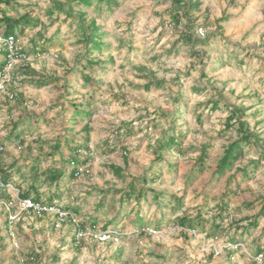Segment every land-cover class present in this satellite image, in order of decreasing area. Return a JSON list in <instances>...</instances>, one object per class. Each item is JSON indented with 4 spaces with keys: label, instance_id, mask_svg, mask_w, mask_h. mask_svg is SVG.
Segmentation results:
<instances>
[{
    "label": "rangeland",
    "instance_id": "1",
    "mask_svg": "<svg viewBox=\"0 0 264 264\" xmlns=\"http://www.w3.org/2000/svg\"><path fill=\"white\" fill-rule=\"evenodd\" d=\"M67 1L15 0L13 6H0V17L6 11L39 19L20 34L19 49L31 52L39 32L49 48L46 54L13 59L0 82V161L22 173L37 158L42 171L58 167L59 157L47 155L50 144L44 154L38 140L53 144L68 133L77 143L89 120V171L65 177L62 191L55 184L40 189L45 201L54 197L76 208L72 213L88 225L76 244L71 221L56 227L51 213L18 214L20 191L10 187L13 200L0 199V264H23L32 251L39 254L37 264H264L255 258L258 246L264 247V217L250 228L247 219L259 213L264 197V0H187L199 2L191 12V30L205 31L200 39L205 42L194 47L181 37L188 19L179 27L171 20V0H120L114 10L83 6L87 21L101 26L108 43L88 56L100 59L98 65L85 61L78 24L64 14H48L56 2ZM25 68L35 77L18 73ZM39 78L58 79L40 87L34 82ZM13 90L23 94L22 104L9 98ZM232 105L246 109L257 137L232 169L220 173L218 161L238 133L237 125L226 129ZM77 108L91 115H76ZM18 121L26 128L23 143L11 141ZM174 128L182 151L160 152L158 142ZM205 145L206 167L199 173L197 159ZM252 160L258 167L247 177L241 168ZM112 165L122 173L115 174ZM15 178L21 182L18 173ZM134 179L146 195L123 201L117 189ZM103 196L106 205L99 209ZM222 201L228 203L229 218L218 235L209 236ZM95 209L101 220L93 229L89 217ZM201 211L206 229H183L178 223L179 217L196 218ZM14 214L20 219L11 220ZM109 221L108 230L116 233L101 239Z\"/></svg>",
    "mask_w": 264,
    "mask_h": 264
},
{
    "label": "trees",
    "instance_id": "2",
    "mask_svg": "<svg viewBox=\"0 0 264 264\" xmlns=\"http://www.w3.org/2000/svg\"><path fill=\"white\" fill-rule=\"evenodd\" d=\"M171 20L173 21L174 25L176 27H179L182 23V19L185 17L188 19V23L185 25V28L181 30V37L182 39L191 44L192 47H194L199 41L205 42L202 39V37H199L198 35H195V32L191 30L192 28V20L191 12L192 9L199 7V2H189L187 0H171ZM15 3V0H0V6L1 5H7V6H13ZM98 4L99 6L107 5V8L114 10L116 7L120 6V0H68L65 2H56L54 7L50 10H48V14L52 16L54 13L58 14H64L65 19H72L73 23L78 24V31L82 35V40L85 43L86 47V60L88 64L90 65H98L100 63V59L92 60L88 56L93 53V51H103L107 48L108 43L103 40L102 38V31L101 26L96 24V21H87L86 19V13L83 9V6L90 7L94 4ZM39 24V19L32 18L31 14H24L19 17H15L12 15L7 14L6 11L2 12V16L0 17V31L4 36L9 35H15L17 38H20V34L23 35L26 33L27 28L31 26H36ZM221 28V26H220ZM197 36V37H196ZM48 39L44 36L43 32L38 33V37L36 39H32V47L31 52H27L25 54L26 49H20L17 54L29 56L32 53H35L36 55H42L49 52V48L46 46V41ZM51 41V40H49ZM196 52H198L196 50ZM199 54V52H198ZM10 51L7 47H3L0 49V75L4 73L5 68L10 63ZM24 75L32 76L35 74V72L32 69L25 68L24 70L19 71L18 73H23ZM17 73L14 74L13 79L18 78ZM35 77V76H32ZM87 81L93 80L88 74L85 75ZM33 79V78H31ZM58 78H39L35 80L34 82L42 87L47 86L51 84L53 81L55 82ZM149 87V85H148ZM14 94V97L16 100H18L21 104L24 102L23 94L16 93L14 90L12 91ZM10 98V96H9ZM11 99V98H10ZM218 102H215V107L217 108ZM76 115H85L90 116L91 113L87 112L83 109H76L75 110ZM246 116V109L242 106H236L232 105L230 106V114L228 116L227 122H226V129H230L233 126L237 125V138L230 140L225 147L224 154L218 161V171L220 173H224L226 170L232 169L234 164L244 156L245 154V148L254 142H256V133L250 128L248 120L245 118ZM27 125V121H23ZM22 125L21 121H18L14 123L11 130V141L13 142H20L23 143V136L26 132V128L21 129L20 126ZM28 127V126H25ZM175 132L171 135H169L167 138L162 139L158 142L159 146L158 148L162 151L167 150L170 152L171 150L174 151H182L181 148V135L177 133V129L174 128ZM84 135L82 136L81 140L76 143V140L74 137L66 133V136L61 137L58 141L54 142L53 144L50 143L52 141H40L41 150L45 154V150H43V147L47 143L50 144V151L47 155L49 157L54 158L58 156L59 160H57L58 167L53 166L50 168H47L45 170H40L41 167V161L37 160L33 161L32 164L29 166V171L22 173V170H13L11 171L15 165H11L9 167H5L1 161H0V199L6 198L9 201H12V195L9 191V188L7 187L8 183L14 184V186L20 191L19 195L21 198H32L35 201L46 203L48 205L56 204L58 206H61L63 209L70 210L71 212H77L78 210L72 208H69L65 205H60L59 203L55 202L54 197H50L48 201H45V197L43 194V191H40V189L47 184H50L53 186L54 184L57 186V191L63 190L61 188V181L65 177L69 178H75V171L78 170L79 167L83 165H87L91 162V149L89 147V141H90V132H91V125L90 121L87 120L85 123V126L83 127ZM226 131V130H225ZM264 144V138L262 139ZM3 146V144H1ZM208 147L205 145L201 148V154L197 159V169L199 173H202L205 169V164L207 161V152ZM69 150V154L66 155V151ZM83 150H85V154H83ZM159 152V156H162V153ZM258 167V161L252 160L250 162V165L244 166L241 168V171L245 176H249L252 172L255 171V169ZM113 172L115 174H121L123 169L122 167L118 165H112L111 166ZM19 174L21 177V182L16 181L15 175ZM192 177H195V175H192ZM144 180H146V177H143ZM2 183L4 186H2ZM153 189V188H152ZM102 191H109V190H102ZM117 192L122 193L121 199L123 201H132L133 199H136L137 201H140L145 195L146 192L144 190L143 186H140L137 179H134L131 181L126 188L117 189ZM58 194V193H57ZM161 192H156L155 196L157 199H160ZM60 194H58L59 196ZM103 200L98 204V208L101 209L106 205V197L103 196ZM262 199V208L259 211V213L248 217L249 220L248 226L250 227H257L259 225L260 219L264 217V197ZM218 214L216 220L213 221L212 224V231L207 232L209 236H216L217 233L222 229V225L224 221L229 218V211H228V203L225 201H222L218 206ZM99 211H96V209L90 214L89 219H91V228L95 229L98 225V223L101 220V215L98 213ZM71 222L73 223L72 219ZM88 222L81 221L80 225L82 229L87 228ZM112 221L105 222L103 225V229H109L112 226ZM178 223L183 227V229H197L198 227H202V229H206V222L205 217L203 216V212H199L198 216L196 218H191L188 215H183L178 218ZM74 224V223H73ZM144 233V232H142ZM76 231L73 235V238L76 240L77 244V237H76ZM258 253H264V247L260 244L258 246ZM39 254H37L35 251H32L29 253L27 258L24 260V264H37V258ZM54 259H57L56 256H54Z\"/></svg>",
    "mask_w": 264,
    "mask_h": 264
},
{
    "label": "built area",
    "instance_id": "3",
    "mask_svg": "<svg viewBox=\"0 0 264 264\" xmlns=\"http://www.w3.org/2000/svg\"><path fill=\"white\" fill-rule=\"evenodd\" d=\"M197 35L199 37L205 36V31L202 27H199L197 29ZM18 41H19V38H17L15 35L4 36L0 31V49H2L3 47H7L9 49L10 58H11L9 65L12 63L13 59L18 58L19 56H21V57L24 56V55L17 54V52L20 50L18 47ZM7 67L5 68L4 73L0 75V82L6 77ZM13 97H14V94L11 93L10 98L12 99ZM2 149H3V147L0 143V153H1ZM88 168H89L88 164L79 167L78 170L75 171V177H79V176H82L83 174L87 173V171H89ZM2 186H4L3 183H2ZM7 187L10 188V187H15V186L12 183H8ZM18 202H19L18 207L20 210L19 212H17L18 214L28 213V214H31V215H34L37 217H42L46 213H51L55 216L54 225L56 227H62V225L67 220L71 221V219H72V221L76 227L75 231H76V235H77L76 236L77 237V244L79 243L81 237L84 235L85 229L81 228L80 221L77 219V217L70 210L63 209L61 206H58L56 204H52V205H48L46 203L44 204L42 202L35 201L32 198L18 197ZM18 214L10 215L11 220L20 219ZM112 233H116V232L106 229L103 231L102 236H100V238L105 239L108 235H109V237H111ZM103 236L105 238H103ZM255 258H256V260H258V262H264V253H262V252L258 253Z\"/></svg>",
    "mask_w": 264,
    "mask_h": 264
},
{
    "label": "crops",
    "instance_id": "4",
    "mask_svg": "<svg viewBox=\"0 0 264 264\" xmlns=\"http://www.w3.org/2000/svg\"><path fill=\"white\" fill-rule=\"evenodd\" d=\"M56 157H57V156H56ZM56 157H55V158H56ZM58 166H59V165H58ZM40 167H41V166H40ZM66 179H67V177H66ZM60 187H61V186H60ZM61 188H62V187H61ZM55 190H57V188H55ZM18 196L20 197V195H19V194H18ZM23 264H24V263H23Z\"/></svg>",
    "mask_w": 264,
    "mask_h": 264
}]
</instances>
